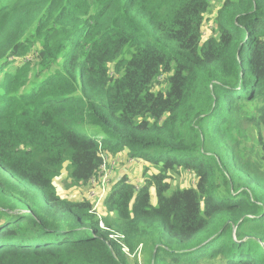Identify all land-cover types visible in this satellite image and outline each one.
I'll use <instances>...</instances> for the list:
<instances>
[{"label": "trees", "instance_id": "obj_1", "mask_svg": "<svg viewBox=\"0 0 264 264\" xmlns=\"http://www.w3.org/2000/svg\"><path fill=\"white\" fill-rule=\"evenodd\" d=\"M211 3L0 0V264H264V0H221L205 36ZM120 154L149 167L103 215L58 195Z\"/></svg>", "mask_w": 264, "mask_h": 264}, {"label": "rangeland", "instance_id": "obj_2", "mask_svg": "<svg viewBox=\"0 0 264 264\" xmlns=\"http://www.w3.org/2000/svg\"><path fill=\"white\" fill-rule=\"evenodd\" d=\"M220 2L221 0H212L210 11L205 17V23H204V35L205 36L210 35L212 31V28L209 26H211L212 22L214 21L217 11L220 7L219 6ZM242 130H243L242 136L248 137V139L245 141H247L248 143H251V139L253 142L255 141L256 136L255 135L253 136L251 134V128L248 123L243 122ZM85 133L90 138L100 139L103 137L102 132L96 127L87 126ZM263 137H264V132H263ZM134 164L135 163L129 162V159L124 154H120L117 157L106 159L104 162V165L101 168L99 178H97L92 184H89L87 186H82V187H71L70 180L68 179L67 167H66L62 170L60 176L57 177V179H55L54 185L60 197L66 200H69V201L89 200L92 206L96 205V211L98 213L102 212L101 215H103L104 210L102 206V199L99 201V196L102 194V190H100V184L107 181L105 183V187L106 186L109 187L111 186V184L113 183L115 179H117L120 175H123V174H126V176L129 179V182L135 183V184L141 183V181H143L142 179L143 172H144L143 167H145L147 164L143 162H138L135 165ZM147 170H148L147 176H150L152 173H154L152 169H147ZM170 182L172 183L173 188L175 187L191 188V187H194L195 185L194 176L191 173L184 171V170H179V174L174 175L172 180H170ZM150 196H151V204L155 206L156 197H155V193L153 189L150 191ZM213 222H214V219L210 220L209 227L202 230L198 235H203L210 227H212ZM199 237H204V236H199ZM204 243L199 245L197 248L201 247ZM209 252L210 250L205 249L203 250L202 254L209 253ZM131 257L132 255L129 258L130 263L135 264L134 259H133L134 257L133 258ZM137 259L139 261L138 264H143V259H140L139 257ZM213 259L214 258H210V259L207 258V261H211L207 264H219V262L216 259L212 261ZM199 260H200V264H205L206 262L204 261L203 257H200ZM221 264H225V262H222Z\"/></svg>", "mask_w": 264, "mask_h": 264}, {"label": "built area", "instance_id": "obj_3", "mask_svg": "<svg viewBox=\"0 0 264 264\" xmlns=\"http://www.w3.org/2000/svg\"><path fill=\"white\" fill-rule=\"evenodd\" d=\"M107 181H105L104 183H102L100 186H101V189L100 190H102V194L99 196V201L101 200V199H103V197H104V195H105V188H104V186H105V183H106ZM93 211H96V205H93ZM101 227H102V225H101ZM111 238H112V236H110ZM124 252H126L127 253V249H125L124 248ZM130 256V255H129Z\"/></svg>", "mask_w": 264, "mask_h": 264}, {"label": "clouds", "instance_id": "obj_4", "mask_svg": "<svg viewBox=\"0 0 264 264\" xmlns=\"http://www.w3.org/2000/svg\"><path fill=\"white\" fill-rule=\"evenodd\" d=\"M130 161H131V160H130ZM111 185H112V184H111ZM109 187H110V186H109ZM109 187H108V186H106V187L104 186V188H105V195L108 194ZM105 195H104V196H105Z\"/></svg>", "mask_w": 264, "mask_h": 264}, {"label": "crops", "instance_id": "obj_5", "mask_svg": "<svg viewBox=\"0 0 264 264\" xmlns=\"http://www.w3.org/2000/svg\"><path fill=\"white\" fill-rule=\"evenodd\" d=\"M124 155L127 157V154H124ZM129 162H132V163H135V164L138 163V162H136V161H130V160H129ZM135 164H134V165H135ZM115 180H116V179H115ZM115 180H114V181H115ZM114 181H113V183H114ZM113 183H112V184H113ZM133 184H135V183H133ZM136 185H137V184H136Z\"/></svg>", "mask_w": 264, "mask_h": 264}, {"label": "water", "instance_id": "obj_6", "mask_svg": "<svg viewBox=\"0 0 264 264\" xmlns=\"http://www.w3.org/2000/svg\"><path fill=\"white\" fill-rule=\"evenodd\" d=\"M235 230V229H234Z\"/></svg>", "mask_w": 264, "mask_h": 264}]
</instances>
